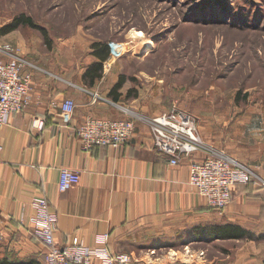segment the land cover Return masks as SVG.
I'll use <instances>...</instances> for the list:
<instances>
[{
    "label": "crops",
    "instance_id": "crops-1",
    "mask_svg": "<svg viewBox=\"0 0 264 264\" xmlns=\"http://www.w3.org/2000/svg\"><path fill=\"white\" fill-rule=\"evenodd\" d=\"M21 54L32 65L25 69L31 74V103L0 128V259L44 264L45 248L26 222L32 213L31 199L40 195L57 215L58 245L77 237L92 247L96 235L107 234L109 253L128 254L131 264H165L158 255L166 246L180 244L188 249L204 241V231L215 225L238 226L246 232L245 240L264 237L263 186L234 187L229 204L217 214L188 184L189 161L170 166L153 149L148 127L140 122H135L128 143L118 149H81L75 131L86 117L128 119V110L136 114L146 111L148 118L158 115L135 98L125 101L130 96L124 95L123 87L113 100L109 94L119 75L111 72L110 82V71L105 70L89 87L82 76L90 64L69 77L43 69L31 50L21 49ZM94 94L100 98L95 99ZM66 99L76 104L68 119L59 107L52 106ZM34 119L42 121L41 130L32 128ZM231 157L249 164L264 180V155L250 160ZM63 168L78 173L80 179L60 192L57 183Z\"/></svg>",
    "mask_w": 264,
    "mask_h": 264
},
{
    "label": "rangeland",
    "instance_id": "rangeland-1",
    "mask_svg": "<svg viewBox=\"0 0 264 264\" xmlns=\"http://www.w3.org/2000/svg\"><path fill=\"white\" fill-rule=\"evenodd\" d=\"M19 15L43 28L49 44L28 27L2 35ZM94 43L108 44L103 73L125 78V101L156 115L189 113L203 142L229 156L264 155V0H0V46L33 51L45 70L70 77L94 61ZM203 240L158 256L165 264H264V237Z\"/></svg>",
    "mask_w": 264,
    "mask_h": 264
},
{
    "label": "built area",
    "instance_id": "built-area-1",
    "mask_svg": "<svg viewBox=\"0 0 264 264\" xmlns=\"http://www.w3.org/2000/svg\"><path fill=\"white\" fill-rule=\"evenodd\" d=\"M31 66L19 49L12 45L0 46V128L8 123L12 115L23 112L30 105L31 74L25 73V69ZM93 97L100 98L97 94ZM52 106L59 107L64 119H68L76 108L70 99ZM127 112L130 118L121 120L86 117L75 131L81 149L88 151L94 146L118 149L132 138L137 121L148 127L153 149L164 156L170 166L189 161L188 184L204 197L210 210L222 213L230 202L233 188L238 185L264 187V180L253 169L204 143L198 134L195 118L189 113L173 108L148 118ZM31 126L41 130L43 123L34 119ZM79 179L78 173L60 169L58 190L63 192L77 185ZM29 206L32 213L26 222L32 235L45 248L44 264H93L94 261L100 264L132 263V257L128 254L109 253L107 234L96 235L92 247L86 246L77 237H73L66 245H58L55 240L57 215L51 210L48 200L44 196H36L31 199ZM168 264L189 263L174 261Z\"/></svg>",
    "mask_w": 264,
    "mask_h": 264
},
{
    "label": "trees",
    "instance_id": "trees-1",
    "mask_svg": "<svg viewBox=\"0 0 264 264\" xmlns=\"http://www.w3.org/2000/svg\"><path fill=\"white\" fill-rule=\"evenodd\" d=\"M213 4V3H212ZM219 6H222L219 4ZM20 27H28L32 30L38 31L43 41L46 44H49L48 36L46 31L36 25L33 20L29 17L24 15H19L18 17L14 18L10 25L5 27L1 34H8L17 30ZM91 53L90 56L94 59L87 69L85 70L82 80L85 85L92 86L95 81L100 80L103 76V65L106 63L110 58V49L108 44L106 43H94L91 45ZM125 83V78L120 76L118 82L112 87L110 94L113 100H117L119 96L117 92L123 87ZM129 93V92H128ZM131 93V92H130ZM128 94L130 96L131 94ZM250 184L246 185L249 186ZM239 186V185H238ZM243 186V185H240ZM205 237L209 239H216V240H242L246 237V232L242 230L240 227L230 224L225 225H215V227L210 228L209 231L205 230ZM0 264H13L7 259H0Z\"/></svg>",
    "mask_w": 264,
    "mask_h": 264
},
{
    "label": "bare ground",
    "instance_id": "bare-ground-1",
    "mask_svg": "<svg viewBox=\"0 0 264 264\" xmlns=\"http://www.w3.org/2000/svg\"><path fill=\"white\" fill-rule=\"evenodd\" d=\"M142 36H143L142 34L136 33L134 38H136V39H142L141 38ZM141 43H142V46H144V47H150L152 45V42L150 40H148V39L142 40ZM124 49L125 48H122V46H120V47L119 46L118 47L116 46V47H114L113 51H114L115 55H121L123 53Z\"/></svg>",
    "mask_w": 264,
    "mask_h": 264
}]
</instances>
